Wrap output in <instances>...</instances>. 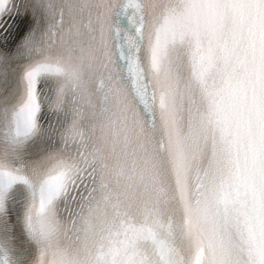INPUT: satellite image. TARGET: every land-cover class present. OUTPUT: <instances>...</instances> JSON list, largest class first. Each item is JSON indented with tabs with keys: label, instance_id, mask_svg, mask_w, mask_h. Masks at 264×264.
Masks as SVG:
<instances>
[{
	"label": "snow or ice",
	"instance_id": "1",
	"mask_svg": "<svg viewBox=\"0 0 264 264\" xmlns=\"http://www.w3.org/2000/svg\"><path fill=\"white\" fill-rule=\"evenodd\" d=\"M0 264H264V0H0Z\"/></svg>",
	"mask_w": 264,
	"mask_h": 264
}]
</instances>
